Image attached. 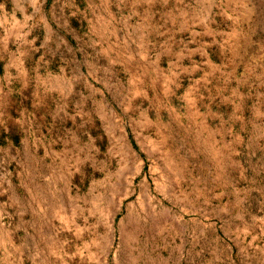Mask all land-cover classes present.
Instances as JSON below:
<instances>
[{
  "label": "crops",
  "instance_id": "crops-1",
  "mask_svg": "<svg viewBox=\"0 0 264 264\" xmlns=\"http://www.w3.org/2000/svg\"><path fill=\"white\" fill-rule=\"evenodd\" d=\"M84 1L0 0V264H132L83 235L84 171L191 211L202 242L256 199L259 139L210 17Z\"/></svg>",
  "mask_w": 264,
  "mask_h": 264
},
{
  "label": "rangeland",
  "instance_id": "rangeland-1",
  "mask_svg": "<svg viewBox=\"0 0 264 264\" xmlns=\"http://www.w3.org/2000/svg\"><path fill=\"white\" fill-rule=\"evenodd\" d=\"M146 1L147 10L163 21L182 22L197 12L210 17L216 31L211 38L213 57L226 66L228 84L239 85L245 116L253 119V137L259 139L258 154L249 160L260 174L258 185L253 186L258 192L241 226L213 225L209 240L202 242L188 237L193 229L191 211L162 209L161 202L169 203L154 194L105 193V189H120L108 186L118 180L107 178L101 169L84 171L83 235H111L109 243L99 244H108L120 252L121 260L132 264H264V197L260 196L264 194V0ZM96 187L99 192L91 193Z\"/></svg>",
  "mask_w": 264,
  "mask_h": 264
}]
</instances>
